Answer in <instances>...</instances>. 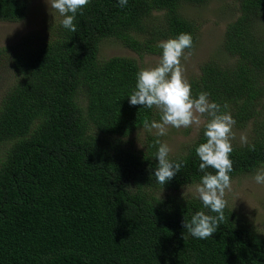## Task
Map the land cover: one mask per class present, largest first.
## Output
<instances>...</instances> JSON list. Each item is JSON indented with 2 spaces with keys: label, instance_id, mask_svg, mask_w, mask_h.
Instances as JSON below:
<instances>
[{
  "label": "trees",
  "instance_id": "obj_1",
  "mask_svg": "<svg viewBox=\"0 0 264 264\" xmlns=\"http://www.w3.org/2000/svg\"><path fill=\"white\" fill-rule=\"evenodd\" d=\"M207 1L128 0L121 8L119 0H90L75 33L61 16L47 41L10 61L14 79L0 101V264H264V236L227 207L212 237L186 232L183 221L196 212L216 215L174 194L203 176L196 148L205 129L171 159L184 163L160 185L157 139L147 136L142 151L119 144L145 119L161 118L156 107L129 103L141 68L126 57L100 59L106 40L159 57V43L181 33L195 44L197 27L180 9ZM229 2L223 55L188 83L193 98L207 92L236 127L255 122V149L229 155L232 181L264 168V0ZM28 3L0 0V22L23 21Z\"/></svg>",
  "mask_w": 264,
  "mask_h": 264
},
{
  "label": "clouds",
  "instance_id": "obj_2",
  "mask_svg": "<svg viewBox=\"0 0 264 264\" xmlns=\"http://www.w3.org/2000/svg\"><path fill=\"white\" fill-rule=\"evenodd\" d=\"M48 5L63 17L61 23L73 33L77 31L74 24L77 13L89 4L90 0H47ZM128 0H119L121 8L127 6ZM158 47L162 50L157 65L153 68L141 69L137 73L135 89L131 93L129 103L131 106L140 105L151 109L156 107L160 113V121L145 119L143 127L146 130H156L158 137L167 134L169 126L174 128H188L192 125L205 126L206 142L196 148L200 160L199 170L203 173L199 184L194 191L202 201L205 208L216 215H208L202 211L196 212L189 222L183 221L186 232L194 238L206 240L217 231L219 224L225 220L226 190H231L229 173L233 171V162L229 158L233 151L231 140L234 138L232 128L236 121L229 113L222 112L221 106L211 102L207 92H201L193 98L191 85L184 77V68L181 58L185 50L194 47L191 34L181 33L175 39L161 41ZM191 55V51L187 53ZM227 106L225 105V108ZM203 118H207L206 121ZM241 145H250L247 136L240 137ZM156 160L158 161L154 176L160 185L172 180L180 171L183 161L173 162L169 159L171 149L160 140ZM214 169L215 174L208 169ZM253 180L257 184H264V171H258Z\"/></svg>",
  "mask_w": 264,
  "mask_h": 264
},
{
  "label": "rangeland",
  "instance_id": "obj_3",
  "mask_svg": "<svg viewBox=\"0 0 264 264\" xmlns=\"http://www.w3.org/2000/svg\"><path fill=\"white\" fill-rule=\"evenodd\" d=\"M28 12L25 19L18 23L0 22V49L4 50L0 57V101L13 83V72L9 66L10 61L24 49H30L47 41L52 29L60 21L61 16L48 5L47 0H28ZM230 0H208L202 6L183 4L180 14L192 21L197 27L196 42L191 50L185 51L186 58H181L184 68V77L190 79L199 75V67L210 58L223 55V36L232 13ZM162 13H154L153 16H161ZM191 51V55L187 53ZM112 57H126L134 60L141 69L153 68L159 61L157 55H138L133 51L121 46L113 40H106L100 49V59ZM8 62V63H7ZM160 111L156 108V114ZM206 119L207 118H203ZM159 122L158 120H156ZM255 122L250 121L242 128L235 125L232 128L234 138L231 140L233 147H242L240 137L247 136L250 143L253 138ZM192 125L188 128H174L169 126L167 134L158 137L156 130L141 129L127 139L120 141V146L133 151H142L147 136L155 137L161 143H166L171 149L169 159L179 158L186 155L189 147L198 139L202 130ZM246 146V145H243ZM258 171H264L261 168ZM237 177L231 181V190H226V207L235 213H239L251 227L264 236V184H257L253 180L258 172ZM196 185V184H195ZM195 185L181 188L175 195L181 197L198 198L194 191ZM199 199V198H198Z\"/></svg>",
  "mask_w": 264,
  "mask_h": 264
}]
</instances>
